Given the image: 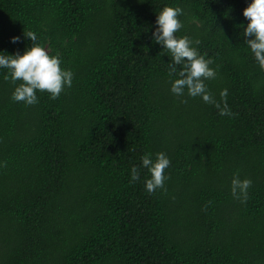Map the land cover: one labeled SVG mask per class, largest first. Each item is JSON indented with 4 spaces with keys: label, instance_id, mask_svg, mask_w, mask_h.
Returning <instances> with one entry per match:
<instances>
[{
    "label": "trees",
    "instance_id": "obj_1",
    "mask_svg": "<svg viewBox=\"0 0 264 264\" xmlns=\"http://www.w3.org/2000/svg\"><path fill=\"white\" fill-rule=\"evenodd\" d=\"M248 2L0 0V50L22 52L35 31L74 73L29 105L0 68V264H264V69L244 43ZM165 4L212 58L205 82L221 107L228 89L230 114L170 91V54L151 37ZM160 151L163 188L146 191L143 167L130 183ZM234 174L253 182L246 201Z\"/></svg>",
    "mask_w": 264,
    "mask_h": 264
},
{
    "label": "clouds",
    "instance_id": "obj_2",
    "mask_svg": "<svg viewBox=\"0 0 264 264\" xmlns=\"http://www.w3.org/2000/svg\"><path fill=\"white\" fill-rule=\"evenodd\" d=\"M182 8L165 4L156 13L154 27L151 29L152 40L162 45L160 53L170 54L168 71L175 74L172 79L170 91L177 96H182L185 91L189 96H199L203 101L213 104L221 114H230L226 97L228 89L220 90L221 100L217 101L213 93L208 89L207 79L216 77V69L210 65L212 58H206V54L199 51L198 38H192L187 34L177 35L182 27L180 14ZM242 15L247 23L244 25L243 37L248 50L254 56L255 61L261 69H264V0H249L243 8ZM243 23V22H242ZM33 42L26 46L22 52L9 53L0 50V68H7L8 76L15 84L12 99L23 101L25 104L38 102L37 90L47 91L51 98H56L65 87H71L73 82V71L68 67H62V58L59 53L50 54L49 50L39 42L37 33L29 30L23 33ZM21 36L10 37L11 43H17ZM168 56V55H167ZM179 66V67H177ZM20 81L16 83V81ZM141 164L131 166L130 183L140 179V168H146L148 175L144 178V186L151 193L157 188H163L167 180L165 169L170 165V157L163 151L145 152L141 156ZM251 178L241 179L234 174L231 180V193L242 202L248 198V190L252 185Z\"/></svg>",
    "mask_w": 264,
    "mask_h": 264
}]
</instances>
